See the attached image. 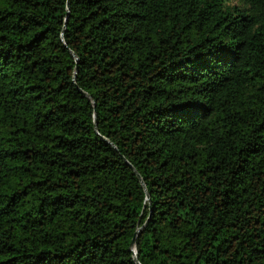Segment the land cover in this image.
<instances>
[{
	"label": "trees",
	"instance_id": "1",
	"mask_svg": "<svg viewBox=\"0 0 264 264\" xmlns=\"http://www.w3.org/2000/svg\"><path fill=\"white\" fill-rule=\"evenodd\" d=\"M252 2L0 0V264H264Z\"/></svg>",
	"mask_w": 264,
	"mask_h": 264
},
{
	"label": "rangeland",
	"instance_id": "2",
	"mask_svg": "<svg viewBox=\"0 0 264 264\" xmlns=\"http://www.w3.org/2000/svg\"><path fill=\"white\" fill-rule=\"evenodd\" d=\"M223 4L232 8L235 11H242L250 14L254 8L252 0H221ZM255 91L252 81L244 84L237 92L236 100L229 98L228 102H213L212 103V127L217 128L223 125L224 120H229L228 115L234 116L238 111L245 108L251 100Z\"/></svg>",
	"mask_w": 264,
	"mask_h": 264
},
{
	"label": "water",
	"instance_id": "3",
	"mask_svg": "<svg viewBox=\"0 0 264 264\" xmlns=\"http://www.w3.org/2000/svg\"><path fill=\"white\" fill-rule=\"evenodd\" d=\"M89 99H90V96L88 95V94H85ZM97 127V124L95 123V128ZM136 172V171H135ZM136 174H137V176L139 177V178H141L140 177V174H138V172H136ZM147 199L148 200H150V197L149 196H147ZM140 232V229H138L137 230V232H136V235L138 234ZM132 246L134 247V249H135V238L132 240ZM134 254H135V258H136V251H134ZM137 261V260H136ZM138 262V261H137Z\"/></svg>",
	"mask_w": 264,
	"mask_h": 264
}]
</instances>
